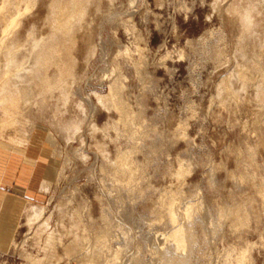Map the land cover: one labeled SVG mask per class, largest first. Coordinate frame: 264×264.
Here are the masks:
<instances>
[{
    "label": "rangeland",
    "instance_id": "374dc122",
    "mask_svg": "<svg viewBox=\"0 0 264 264\" xmlns=\"http://www.w3.org/2000/svg\"><path fill=\"white\" fill-rule=\"evenodd\" d=\"M50 2L0 0V38L19 23L20 71L48 35ZM237 2L89 7L70 51L68 104L57 89L44 97L25 86L24 135L49 151L56 177L25 207L0 264H264V0H252L253 31L229 9ZM10 56L0 49V73ZM5 132L0 143L17 146ZM30 206L45 210L32 225Z\"/></svg>",
    "mask_w": 264,
    "mask_h": 264
},
{
    "label": "bare ground",
    "instance_id": "6f19581e",
    "mask_svg": "<svg viewBox=\"0 0 264 264\" xmlns=\"http://www.w3.org/2000/svg\"><path fill=\"white\" fill-rule=\"evenodd\" d=\"M98 1L99 0H51L49 4L50 13L47 20L49 25L48 35L40 40H33V47L30 51L31 66L26 70H18L19 67L15 65L18 60L17 58H13V54L18 48L17 36L14 33L13 27L19 25V23H17L18 20H11L9 25L2 31L0 49L5 50L7 56H12L8 59L5 69H1L2 72L0 73V139L3 138L4 133H6L5 131L11 129L14 131V134L6 139L8 142L20 147H25L28 144V140L24 135L26 119L19 117L22 115V102H28L29 100L25 89L26 85H30L34 90L36 89L39 95L44 97H53V92L51 90L57 89L59 91L58 101L61 102L62 105L68 104L73 92L72 90L70 92L67 77H72L74 79V67L77 62L76 57L70 51L74 50L77 44L76 32L82 28V20L87 15L86 13L89 11V7L92 6L93 3L98 5ZM249 1L251 2L248 4L245 1L243 2V0H238L237 3L231 4L229 9L237 13L245 29L253 31L254 27L258 25L259 20L255 17L254 12L256 4L252 3V0ZM28 2L36 5L38 0H28ZM28 9L29 8H27L26 11ZM20 15L22 14L19 13L18 17L24 16ZM93 52L94 51L90 54ZM64 53L65 55H63ZM50 69L56 70L55 72L58 74L55 85L52 83L51 77L49 76ZM242 74V72L239 73L240 78L243 77ZM87 98L86 101H90L91 108L94 109L95 105L93 101L90 97ZM97 99L101 105H104L100 96H97ZM104 107L107 108L105 105ZM79 108L83 110V104H80ZM116 108L119 109L117 104ZM96 127L97 126H95L94 130H96ZM73 129L74 131L79 130L80 124H74L71 130ZM42 189L47 190L48 184L43 183ZM44 211V208L30 206L26 216L27 224L32 225L39 221L43 217ZM48 223L49 222L46 220L40 225V228L47 229ZM73 225L77 230L78 223L74 221ZM36 233V235H40L39 232ZM48 238L49 247L52 248L55 246L56 239L54 233L49 234ZM173 239L177 245H185L180 231L174 234ZM162 240L160 239V242ZM78 243V240L72 244L70 243L71 245H68L66 252L68 254L75 252L79 247Z\"/></svg>",
    "mask_w": 264,
    "mask_h": 264
},
{
    "label": "crops",
    "instance_id": "0c3cea01",
    "mask_svg": "<svg viewBox=\"0 0 264 264\" xmlns=\"http://www.w3.org/2000/svg\"><path fill=\"white\" fill-rule=\"evenodd\" d=\"M49 151L29 141L25 147L0 143V250L9 249L25 207L40 195L42 183L56 177Z\"/></svg>",
    "mask_w": 264,
    "mask_h": 264
}]
</instances>
